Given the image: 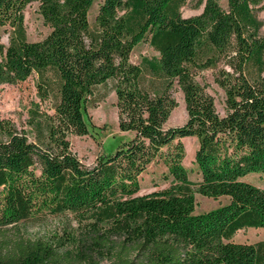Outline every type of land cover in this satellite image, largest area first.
Returning a JSON list of instances; mask_svg holds the SVG:
<instances>
[{"label": "trees", "instance_id": "trees-1", "mask_svg": "<svg viewBox=\"0 0 264 264\" xmlns=\"http://www.w3.org/2000/svg\"><path fill=\"white\" fill-rule=\"evenodd\" d=\"M39 2L49 33L29 41L24 8ZM0 0V84L37 76L39 102L26 129L0 117V264L95 263L113 250L119 264H264V240L237 242L246 227L264 228V189L246 181L264 174V35L256 13L264 0H205L184 17L186 0ZM157 58L131 61L142 42ZM216 83L224 114L195 70L222 59ZM183 93L187 120L166 126ZM111 83L120 131L130 136L115 152L86 166L68 135L89 133L87 110ZM49 102L48 108L42 107ZM196 136V183L183 164L182 138ZM160 161L171 184L137 195L139 176ZM229 198L196 213L195 193ZM71 215L74 228L47 237L19 224Z\"/></svg>", "mask_w": 264, "mask_h": 264}, {"label": "rangeland", "instance_id": "rangeland-1", "mask_svg": "<svg viewBox=\"0 0 264 264\" xmlns=\"http://www.w3.org/2000/svg\"><path fill=\"white\" fill-rule=\"evenodd\" d=\"M103 0H96L89 10V23L94 26L95 17L99 4ZM205 0H186L180 7L182 15L189 17L201 13ZM221 8H227V0H216ZM24 28L29 41H38L45 37L50 29L44 24L41 14L39 13V2L29 3L23 10ZM262 23L260 33L264 35V6L256 13ZM9 32L4 27H0V45L6 46L8 43ZM143 57L157 58L158 52L149 44L142 42L138 44L130 54L131 61L141 63ZM226 59H222L209 68L195 70V78L204 87L207 88L216 102L218 112L224 114V91L217 85L216 78L221 70L228 68ZM37 76L31 75L24 81L14 83L0 84V117L11 119L18 127L26 129L28 136L32 139V132L26 123L28 110L33 102H39L38 92L36 89ZM108 91V95L102 99L96 106L87 110V116L90 121L89 133L84 136L68 135L71 142V148L78 154L80 160L86 165H91L98 155L103 153L115 152L118 145L126 140L130 135L120 131L118 126V107L116 105L115 93L110 89L111 83L103 86ZM173 96L177 103L176 107L170 114L166 126H178L183 124L186 118L185 103L183 102V93L176 82L173 86ZM49 102H43L42 107L48 108ZM186 156L183 164L187 167L188 177L193 182L199 181V173L194 164V154L197 147V137L189 136L181 139ZM171 178L167 175V169L160 161L150 162L147 169L139 176L141 188L137 195L150 194L152 191L161 190L171 184ZM246 181L264 189V174L250 173L243 177ZM196 199L195 212H202L213 209L222 204L228 203L229 198H209L194 194ZM77 222L72 219L71 215H61L59 217H47L43 220H30L26 223L19 224L27 235L36 237H47L54 233L62 234L64 227L74 228ZM237 242L255 243L264 240V228L246 227L238 230L232 237ZM94 264H119L114 258L113 250L100 251L94 255ZM83 264H93L83 261Z\"/></svg>", "mask_w": 264, "mask_h": 264}]
</instances>
